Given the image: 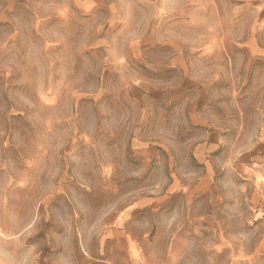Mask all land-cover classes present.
<instances>
[{
    "label": "rangeland",
    "instance_id": "obj_1",
    "mask_svg": "<svg viewBox=\"0 0 264 264\" xmlns=\"http://www.w3.org/2000/svg\"><path fill=\"white\" fill-rule=\"evenodd\" d=\"M0 264H264V0H0Z\"/></svg>",
    "mask_w": 264,
    "mask_h": 264
}]
</instances>
